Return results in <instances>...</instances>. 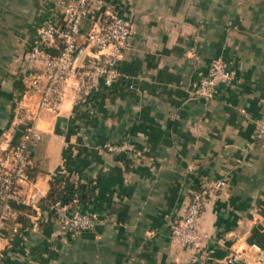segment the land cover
Returning a JSON list of instances; mask_svg holds the SVG:
<instances>
[{"label": "crops", "instance_id": "crops-1", "mask_svg": "<svg viewBox=\"0 0 264 264\" xmlns=\"http://www.w3.org/2000/svg\"><path fill=\"white\" fill-rule=\"evenodd\" d=\"M69 1L0 0V136L12 142L41 95L23 92V57ZM107 11L133 24L120 60L126 77L87 104L67 98L42 113L18 185L35 203L12 202L2 264H231L234 249V264H246L250 245L264 247V142L254 139L264 114V0H110ZM216 58L234 77L206 100L194 81ZM221 177L227 186L206 196L199 220L203 248L171 240L191 193ZM54 178L77 190L71 203L44 201ZM77 212L93 217L92 229L68 230Z\"/></svg>", "mask_w": 264, "mask_h": 264}, {"label": "built area", "instance_id": "built-area-1", "mask_svg": "<svg viewBox=\"0 0 264 264\" xmlns=\"http://www.w3.org/2000/svg\"><path fill=\"white\" fill-rule=\"evenodd\" d=\"M110 0H70L62 9L59 23L40 28L34 44L25 53L20 65V84L24 94L40 91L31 112V124L21 139L12 142L0 136V264L5 242L4 224L12 214V202L35 203L34 196L24 197L18 185L28 180L29 148L41 138L37 122L44 111L58 112L61 104L71 98L74 105L87 104L103 89L110 90L126 74L120 66L122 51L133 33L132 21L107 11ZM90 20L92 26L84 31L82 25ZM81 41V43H80ZM88 49V53L85 50ZM55 50V51H54ZM234 72L221 58L214 59L204 75L194 81L195 95L206 100L215 98L232 85ZM254 139L264 142V114L256 121ZM108 151L133 150L132 145H104ZM227 186L225 177L217 178L201 190L191 193L181 216L171 226V240L192 249L203 248L199 220L206 196ZM55 208L59 207L54 202ZM95 221L87 213L77 212L66 218L73 233L88 231ZM252 255L246 264H264V247L252 244ZM241 251L234 249L228 262H239Z\"/></svg>", "mask_w": 264, "mask_h": 264}, {"label": "trees", "instance_id": "trees-1", "mask_svg": "<svg viewBox=\"0 0 264 264\" xmlns=\"http://www.w3.org/2000/svg\"><path fill=\"white\" fill-rule=\"evenodd\" d=\"M67 180L64 178H54L50 183V189L44 198L45 202L51 203L54 201H59L62 204H68L72 202L74 198V193L77 190H73V188L69 186H62L63 182Z\"/></svg>", "mask_w": 264, "mask_h": 264}]
</instances>
